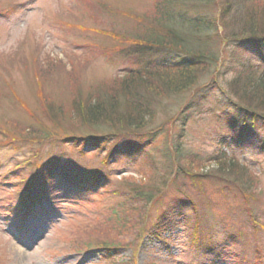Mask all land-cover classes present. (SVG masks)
<instances>
[{"label": "rangeland", "instance_id": "374dc122", "mask_svg": "<svg viewBox=\"0 0 264 264\" xmlns=\"http://www.w3.org/2000/svg\"><path fill=\"white\" fill-rule=\"evenodd\" d=\"M252 1L216 0L212 11L191 0L180 13L186 24L199 17L206 25L220 14L227 25L223 33L231 36ZM155 12V0H0V264H264V126L228 108L224 94L245 67L264 70V45L222 44L213 25L187 27L181 31L197 38L217 62L195 89L160 106L153 126H163L158 139L142 148L123 144L115 158L106 157L108 163L95 146L81 150V142L64 140L100 132L78 112L79 103L96 104L138 64L184 60L162 52L135 61L123 53L129 44L122 37L142 32ZM225 157L239 168L219 170ZM52 161L61 173L103 172L108 189L73 188L72 174L69 182L41 170ZM181 165L192 175L172 185L174 168ZM151 169L160 202L128 200L134 209L143 205L136 212L146 225L143 232L159 229L160 237L133 235L128 225L109 228L106 219L114 210L131 207L113 195L118 181L146 182L150 175L142 173ZM196 173L209 175L202 186H195ZM35 174L46 202L35 210L32 199L33 214L24 220L25 190ZM180 187L199 207L206 241L200 247L192 243L193 210L177 202ZM167 211L165 223L155 227ZM115 238L134 246H119L118 253L88 249V243L106 247Z\"/></svg>", "mask_w": 264, "mask_h": 264}, {"label": "trees", "instance_id": "16d2710c", "mask_svg": "<svg viewBox=\"0 0 264 264\" xmlns=\"http://www.w3.org/2000/svg\"><path fill=\"white\" fill-rule=\"evenodd\" d=\"M196 1L199 7H211L212 11L216 10V0ZM189 2L192 3L191 0H155L156 12L154 16L148 19L147 27L138 35L122 37L127 38V43L129 44L126 46L128 50L123 53L133 57L135 61L145 55L162 52L184 56V60L179 63L164 65H150L148 63L141 66L138 64V67L131 69L121 77L119 85L115 84V89L112 92H105L106 95L96 104L83 107L79 103L78 112L80 111L82 117L100 132L98 134L94 133L91 136L69 135L64 137V140H69V142L75 144L81 142L83 144L81 150H85L88 146H95V154L100 155L105 152L106 155L103 162L108 163L106 157L115 158L114 155L116 156L119 147L123 144L129 148H142L144 142L147 143L158 139L163 126L158 128L153 126L158 120V111L161 110L160 106L164 102L185 95L195 89L203 78L211 73L212 64H216L217 62V60L214 61V57L209 53L210 51L203 48L201 44L196 43L197 38L194 39L181 31L188 29L187 27H195L199 30L201 26L213 25L217 28L216 38L222 44L264 45V0H253L249 4L244 18L239 25V32H234L231 36L223 33L227 25L222 19H219L220 14L218 18H210L207 25L202 23L203 21L199 17L195 18L197 21H191L190 24H186L185 15L180 12L183 10V7L190 4ZM227 10L228 8H225L224 12L226 13ZM140 21L142 20L140 19ZM119 41H122V39ZM229 90L224 91L226 106L241 114L245 119L250 120L254 125L261 124L264 126V70H261L256 65L245 67L238 73L236 81L231 83ZM225 158L224 161H218L219 170L225 169L231 173L239 168L234 160L228 157ZM54 162H47L41 166V170L44 168L43 170L46 173H57L69 182L70 174H72L73 179L70 183L73 188L86 186H99L98 188H100L104 184L110 183L106 174L98 170L85 169L84 171H80L79 168H75V170H66L63 173L58 172L56 168L59 167ZM151 167L153 169L154 166ZM152 169L151 173H142V176L146 175L145 177L150 175L146 182L138 184L128 177L118 181V186L114 187L115 189L112 191L113 195L126 199L127 201L124 200L122 203L129 204L131 207H133V203L128 199H132L135 202L144 200L149 205L157 199L160 202V191L156 181L158 179H155L157 174ZM36 171L39 172L37 169ZM203 171L204 173L206 172L204 169ZM175 173L177 176L176 180H169L172 185H175L179 181V177H187L191 172L181 165L174 168L173 174ZM36 174L31 179L28 190H25L26 200L23 203H25L26 208L25 214L22 216L25 219L30 218L33 214L34 210L32 208L29 209V205L35 203L32 199L37 198V204L33 208L35 210L37 209V205L39 206L43 202H46L45 195L41 193L43 189L38 191L36 188ZM191 175L192 173L189 176ZM203 176L208 178L209 175L194 174V178L199 177L194 182L196 187L202 186ZM224 180L227 179L224 178L221 182ZM244 182L251 183V180L246 179ZM105 189H108V185ZM242 189L245 190L244 188ZM180 193L181 196L178 197L177 202L180 205L191 207L194 212L195 223L192 243L200 247L206 241H202L203 228L200 226L201 213L199 207L193 196L187 194V191L181 187ZM131 207H127L128 209L126 208V212L124 213L114 210L110 217L106 219L109 228L121 230L126 229L125 226L128 225V228H132L131 233L133 235L137 236L139 232L144 233V236L153 235L159 238L160 234L156 231L159 229L143 232L146 230V225L136 218L139 215L136 212L142 213L143 205L138 207L141 210ZM146 211H144V215ZM43 212L45 210L38 214ZM167 213L168 211L162 214L160 222L155 227L160 226L164 222V216ZM135 218L136 221L133 223ZM114 236L119 237L118 235ZM104 244L106 247H97L91 243H88L87 246L90 250L93 248H105L110 253H118L114 252V250H118L119 246H128L129 248L134 246L133 244L124 242L120 238H115V243ZM207 244V248L211 249V240Z\"/></svg>", "mask_w": 264, "mask_h": 264}]
</instances>
